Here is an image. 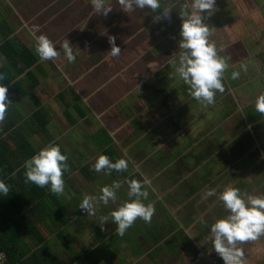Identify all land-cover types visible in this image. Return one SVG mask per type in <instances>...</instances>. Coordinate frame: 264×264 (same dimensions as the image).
<instances>
[{
	"label": "crops",
	"instance_id": "0c3cea01",
	"mask_svg": "<svg viewBox=\"0 0 264 264\" xmlns=\"http://www.w3.org/2000/svg\"><path fill=\"white\" fill-rule=\"evenodd\" d=\"M108 2L112 9L105 16L88 0H0V44L20 42L33 56L29 66L20 59L23 70L7 81L13 107L0 120V138H8L4 144L12 151L16 144L8 136L22 134L33 154L58 144L68 166L61 194L41 188L40 200L48 196L51 202L29 213L22 242L55 257L41 258V264H223L212 249L209 225L227 212L205 190L218 193L231 185L245 195H264V115L255 112L253 100L250 108L239 100L244 87H264V0H215L205 17L208 39L227 65L224 91L215 93L212 104L194 100L174 72L184 0H161V7H173L167 17L161 9L126 13L115 0ZM156 15L161 18L154 20ZM33 25L39 26L35 33ZM41 33L57 48L67 39L74 62L62 52L41 61L34 52ZM111 37L120 48L116 57L108 54ZM5 51L0 46L4 76ZM241 65L246 70L231 79ZM37 109L43 111L42 129L33 116ZM101 153L125 158L127 169L94 171ZM33 154L15 166L23 168ZM126 178L149 180L145 203L153 204L154 213L149 222L137 218L116 235L111 218L103 229L97 218L128 198ZM113 180L121 182L115 201L99 204L93 216L78 207L82 194L98 196ZM12 183L16 198L36 196L22 191L21 180ZM238 246L243 264H264V235Z\"/></svg>",
	"mask_w": 264,
	"mask_h": 264
},
{
	"label": "clouds",
	"instance_id": "9594fccd",
	"mask_svg": "<svg viewBox=\"0 0 264 264\" xmlns=\"http://www.w3.org/2000/svg\"><path fill=\"white\" fill-rule=\"evenodd\" d=\"M92 9L101 15H107L112 9L108 0H88ZM120 9L126 13L135 9H149L155 12L161 9L165 17L173 7H161V0H115ZM215 10V0H184L180 5L177 15L181 23L179 27L178 51L174 66L175 74L187 86L189 95L197 102L212 104L217 92L224 91L222 75L227 67L225 59L218 54L214 42L208 39L209 26L205 17ZM160 15L153 17L159 20ZM39 26L33 25V32L38 31ZM108 54L116 57L120 48L112 42ZM57 43L51 41L45 34L35 35L34 52L41 61L55 60L60 52L68 63H73L75 55L71 44L67 39ZM245 66L240 70L230 73L231 79H237ZM4 74L0 73V80ZM8 89L0 83V120L4 119L5 110L11 104L6 93ZM255 112L264 115V93L255 97L253 102ZM67 156L60 150V145L49 143L40 147L31 157L23 162L25 183H32L37 187L44 188L56 195L64 191L63 172L67 170ZM92 169L105 175L110 170L121 171L128 167V161L121 157L110 160L105 154H98ZM127 184V199L115 207L110 208L106 215L99 216L97 221L103 229V224L109 221L115 224V234L123 235L134 220L140 218L149 222L154 207L151 202L145 203L147 191L144 185L150 182L148 179L137 180L135 178L125 179ZM120 181L113 180L110 185L101 186L99 195L82 194L78 207L86 211L88 216L95 215L99 204L108 205L110 201L117 199L116 191L120 188ZM9 186L0 180V197L7 196ZM216 196L222 202L227 214L217 217L209 225V233L212 249L222 259L223 264H243V251L238 246L244 241L256 240L264 235V195H253L242 193L237 187L225 185L218 193L215 188L206 189L204 196Z\"/></svg>",
	"mask_w": 264,
	"mask_h": 264
},
{
	"label": "trees",
	"instance_id": "16d2710c",
	"mask_svg": "<svg viewBox=\"0 0 264 264\" xmlns=\"http://www.w3.org/2000/svg\"><path fill=\"white\" fill-rule=\"evenodd\" d=\"M12 45L8 40L0 44L1 48L6 49L5 55L9 61V64L1 67L5 76L3 80H0V83L5 85H7V81L13 79L23 70L22 65L19 63L20 59L24 66H29L33 63V56H30L25 46L20 42L15 43L14 47ZM12 107L13 104L11 102L9 108L11 109ZM33 116L37 118V127L42 129L45 124L43 111L37 109L33 112ZM9 127L10 124H6L3 127V131H6ZM10 133L12 134L13 132ZM8 137L12 138V141L15 142L16 148L10 151L4 144L8 138H0V180L9 186L7 196L0 197V251L6 254L4 264H31V262L41 264L39 261L41 258L55 257L48 256L45 251L22 242V233L25 232V227H29L28 224L31 222V219L28 217L29 213L38 211L36 205L39 203L41 205L39 206L40 209L46 210L51 200H49L48 196L40 200L41 196L44 195V190L30 182L25 183L24 168L19 169L15 166L16 164H20L24 158L33 154V149L25 136L19 134L15 135L14 139L12 135ZM10 160H14V162L12 163ZM19 180L22 181L21 184H18L22 191L35 192L36 196L34 198L29 200L27 197L16 198L18 196L14 188L16 184L12 185V182L17 183ZM32 201H34V205ZM33 206H35L36 210H34ZM23 224H25V227L22 226ZM33 233L40 242L43 241V237H41V233L37 228L34 227Z\"/></svg>",
	"mask_w": 264,
	"mask_h": 264
},
{
	"label": "rangeland",
	"instance_id": "374dc122",
	"mask_svg": "<svg viewBox=\"0 0 264 264\" xmlns=\"http://www.w3.org/2000/svg\"><path fill=\"white\" fill-rule=\"evenodd\" d=\"M260 93H264V87H262V90L261 91H259L257 88H250V86H246V87H244L243 88V91H242V95H241V98L239 99L240 101L241 100H243V104L241 103L240 105L243 107H245V106H248L249 107V105H250V107H251V104L252 103H250L252 100L254 101V98L258 95V94H260ZM253 98V99H252ZM249 107V108H250ZM257 121V120H256ZM256 121H253L252 123H254L253 125H252V127L251 128H253L254 129V126H258V125H256ZM263 124H264V122H262ZM262 123H258L259 124V127H260V132H262V129H263V124ZM246 128H248V124H246V126H245ZM260 137L261 138H263L262 140L264 141V137H263V135L262 134H260ZM254 139L256 140V137L254 136ZM253 139V140H254Z\"/></svg>",
	"mask_w": 264,
	"mask_h": 264
},
{
	"label": "built area",
	"instance_id": "2783aa9c",
	"mask_svg": "<svg viewBox=\"0 0 264 264\" xmlns=\"http://www.w3.org/2000/svg\"><path fill=\"white\" fill-rule=\"evenodd\" d=\"M5 259H6V254L0 251V264H4Z\"/></svg>",
	"mask_w": 264,
	"mask_h": 264
}]
</instances>
